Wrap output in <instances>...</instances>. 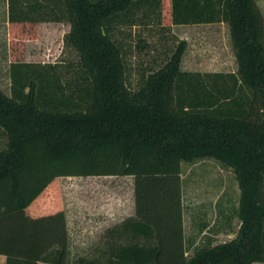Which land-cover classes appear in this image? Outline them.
Returning a JSON list of instances; mask_svg holds the SVG:
<instances>
[{
    "label": "trees",
    "instance_id": "trees-1",
    "mask_svg": "<svg viewBox=\"0 0 264 264\" xmlns=\"http://www.w3.org/2000/svg\"><path fill=\"white\" fill-rule=\"evenodd\" d=\"M164 0H10L11 22H67L75 59L14 62L0 90V254L5 264L264 262V19L257 0H166L172 25L228 24L234 73L181 69V40L136 88L121 26L163 24ZM65 64V63H63ZM231 167L240 226L230 241L185 257L181 163ZM134 176L136 214L103 258L69 262L62 176ZM139 239V241H137ZM149 242V243H148Z\"/></svg>",
    "mask_w": 264,
    "mask_h": 264
},
{
    "label": "rangeland",
    "instance_id": "rangeland-1",
    "mask_svg": "<svg viewBox=\"0 0 264 264\" xmlns=\"http://www.w3.org/2000/svg\"><path fill=\"white\" fill-rule=\"evenodd\" d=\"M257 4L264 19V0H257ZM163 9V24L150 20L145 25L121 26L116 31L117 38L128 49L127 75L132 88L138 87L142 75L159 68L184 37L188 39L187 51L195 49L202 60L216 64L200 69L227 71L236 67L228 24L219 22L199 28L174 26L168 13L165 14L166 0ZM69 30L67 22H11L10 0H0V90L11 95L14 62H58L65 66L74 60L75 53L64 42ZM6 142L5 132L0 129V151ZM58 185L69 234V262L79 257L103 258L112 244L132 241L126 235L115 239L117 235L110 231L133 217H129V212L134 178L62 176ZM181 189L187 234L198 233L202 223L208 225L205 235L217 234L220 240H227L232 232L236 234L240 226V189L231 167L214 158L182 162ZM112 207L120 209L118 218L112 216ZM4 262L2 256L0 264Z\"/></svg>",
    "mask_w": 264,
    "mask_h": 264
},
{
    "label": "crops",
    "instance_id": "crops-1",
    "mask_svg": "<svg viewBox=\"0 0 264 264\" xmlns=\"http://www.w3.org/2000/svg\"><path fill=\"white\" fill-rule=\"evenodd\" d=\"M220 23H224V22H220ZM212 24H216V23H210V24H196V25H174V26H187V27H194V28H199V27H204V26H211ZM185 39H182V40H185L186 42L188 41V39L186 37H184ZM191 46V45H190ZM191 48V47H189ZM197 51L195 49H188L187 51V46H186V50L184 52V55L182 57V61H181V69L183 71H188V72H201V73H215V72H223V73H234L236 72L237 70V64H236V67L235 68H231L230 70H202L200 68H204V67H208L210 68L211 66H216V64L212 63L214 61H211V60H208V59H205V60H202L200 56L197 55L196 53ZM236 60V59H235ZM184 65H188L189 67L186 68L184 67ZM198 67V68H197ZM197 68V69H196ZM212 69V68H211ZM90 177H93V176H90ZM125 177H130V178H134V176H125ZM134 183H135V178H134ZM132 198H133V202H132V205L130 206V216H135L136 214V203H135V185L133 187V190H132ZM113 213H112V216L115 218L119 216L120 214V209H115L113 208ZM116 211V213H115ZM115 214H117L115 216ZM183 214H184V209H183ZM183 226H184V243H185V247H186V250H185V257L187 258H190L192 257L197 248L199 247H202L203 245L205 244H208V245H217L219 243H224V242H227V241H230L231 239H233L235 237L236 234H234L233 232L231 234H229V237L227 240H220L219 239V236L217 234H214V235H205V230L206 228L208 227V225L206 223H202V225H200V228L198 230V233H186L185 232V222H184V217H183ZM201 233V234H200ZM5 257L4 255L0 254V258L1 257ZM5 262H6V258H5ZM4 262V264H5ZM39 264H46V263H43V262H39ZM252 264H264V262H253Z\"/></svg>",
    "mask_w": 264,
    "mask_h": 264
}]
</instances>
